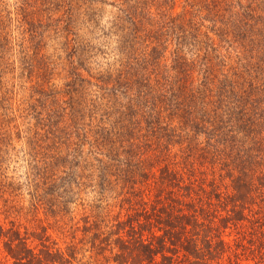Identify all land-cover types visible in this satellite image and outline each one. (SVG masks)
Returning a JSON list of instances; mask_svg holds the SVG:
<instances>
[{"label": "trees", "instance_id": "trees-1", "mask_svg": "<svg viewBox=\"0 0 264 264\" xmlns=\"http://www.w3.org/2000/svg\"><path fill=\"white\" fill-rule=\"evenodd\" d=\"M176 2L116 0L126 62L89 128L25 214L0 183L12 264H264V0ZM40 209L63 246L24 226Z\"/></svg>", "mask_w": 264, "mask_h": 264}, {"label": "rangeland", "instance_id": "rangeland-1", "mask_svg": "<svg viewBox=\"0 0 264 264\" xmlns=\"http://www.w3.org/2000/svg\"><path fill=\"white\" fill-rule=\"evenodd\" d=\"M115 2L0 0V183L18 188L9 197L23 214L30 210L37 167H56L68 135L74 141L77 128H89L90 103L108 92L109 73L117 78L126 62ZM187 9L177 0L173 12ZM43 211L20 218L30 231L48 227L62 244ZM0 264H12L1 241Z\"/></svg>", "mask_w": 264, "mask_h": 264}]
</instances>
